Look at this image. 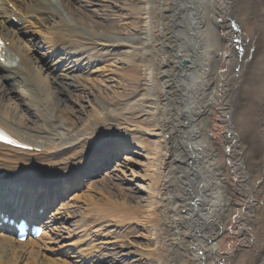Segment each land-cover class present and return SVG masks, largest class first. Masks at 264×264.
<instances>
[{"label": "bare ground", "instance_id": "obj_1", "mask_svg": "<svg viewBox=\"0 0 264 264\" xmlns=\"http://www.w3.org/2000/svg\"><path fill=\"white\" fill-rule=\"evenodd\" d=\"M0 41V138L15 141L0 142V192L23 218L26 199L30 213L58 203L61 222L53 237L43 229L22 242L0 220V264H97L109 244L98 241L127 220L148 225L155 251L139 256L156 264H264V0H0ZM115 66L133 88L144 76L147 95L97 99L92 86L111 93L105 68ZM73 96L89 111L67 105ZM204 121L225 133L205 138ZM119 161L143 183L138 216L74 195ZM62 234L79 262L67 261Z\"/></svg>", "mask_w": 264, "mask_h": 264}, {"label": "rangeland", "instance_id": "obj_2", "mask_svg": "<svg viewBox=\"0 0 264 264\" xmlns=\"http://www.w3.org/2000/svg\"><path fill=\"white\" fill-rule=\"evenodd\" d=\"M123 1L125 0H116V3L117 2L121 3ZM108 7L110 9L107 8V10L111 12V13L109 12L108 15L111 16L114 20L120 21L122 18H126V13L124 11L120 12L116 9L115 10L111 9L109 5ZM91 9L95 11L96 14L98 13V16H103L105 14L102 12L101 8L94 6V7H91ZM125 22L128 24L129 23L131 24L132 20L125 19ZM22 28L23 27H20V28L18 27L21 33L27 30L26 27H25L26 29L25 28L22 29ZM114 28L120 34L126 33L125 28L121 27L119 23H114ZM214 50L215 49H212V50L207 49V51L209 52L211 51V53H214L215 52ZM37 53H40V52H35V56L40 57L41 53L40 55H38ZM186 62L187 61L185 60V58L181 59L179 62L180 67L184 68L186 66ZM105 70H106V73L110 74V76L113 79L112 86L114 87V89L111 90V93H106V91L101 92V90L100 92H98L97 89L101 87V85H99L100 83L98 82L97 85H95L96 86L95 88L92 86V92L94 93L97 99L98 97H104L103 100L105 99L109 100V99L114 98L116 94L117 96H120V97H124L125 95H133L131 99L135 100L137 98L147 95V90H145L144 76L140 77L139 79L140 81H138V84L133 88V85L130 86V84L125 83L124 76H123V72L125 70L121 66H115L113 68L110 67L109 69L105 68ZM69 98H70L69 100H71L72 102H66V104L72 107L74 111L78 109L77 105L79 104L84 107L85 112L89 111V109L86 107V104L82 102V97L77 96L76 98V100L79 101V104L77 102H74L75 96H73V98L72 97H69ZM87 100L91 101V98H88ZM83 115L85 116L86 114H82L79 116L77 115L76 118L74 119L76 120L75 121L76 128L80 127L81 124L84 123L85 117ZM139 123H141L140 124L141 126H144L142 122L139 121ZM202 125L204 128L203 136L205 138H206V134H209V133H211L216 139L220 138L225 133L224 130L222 129L217 130L216 128H214L212 124L209 122L204 121ZM137 173L138 171L134 167L132 168L131 172L125 171L124 168L120 165V161H119L115 166H113L110 169L108 173L102 176H98L97 178L94 177L88 182H86L87 184L81 185L80 187H78L74 195L78 194L77 196L80 198V200H82L83 199L82 196L85 195L86 198L89 199V201L91 202L89 207L92 206V207L102 208L105 204L108 203L109 199L116 204L124 202V204L128 206L131 215L138 216L140 214L136 213L135 210L140 209V208L135 209L134 207L135 206L141 207L140 203L144 201L143 198H145L146 194H144V192L141 191L139 188L140 184H143L142 182H139L138 180L136 182L135 181L129 182L130 179H128L129 176H132L133 174L136 175ZM123 178H125V180H123ZM228 178L231 182V177H228ZM204 182H206V180L205 181L203 180V183ZM231 185L234 188V184L232 182H231ZM88 187H91V188H88ZM228 196L230 198L231 194ZM57 207L58 206H54L53 207L54 210L50 214H46V220H48V222L50 223L45 225L44 230L46 234L51 237H53L57 233V231L60 230V227H61L60 225L61 222L56 220L57 219L56 216L54 215L51 216L52 213L55 212V210H57ZM144 207H145V204L141 208H144ZM73 212H74L73 214H69V215L70 216L73 215L77 217L78 211H73ZM82 213L84 215V218L87 220L88 219L86 215L87 213L85 212H82ZM69 224L70 222L65 224L64 228L66 226L68 227ZM255 224H256V221H255ZM256 225H254V229H256L257 227ZM120 226H122L123 228L121 227L120 233L118 234V236H116V238L112 236L110 237V239H104V240L101 239L98 241L99 243H109V244L108 245H98V248H100L102 251V256H101V261L97 262V264H107L106 262L110 259L112 260V258H115L118 264H156L155 261L153 260L148 261L147 258L142 259L139 256V254H144L146 251L149 254L150 250L155 249L154 243L150 240V237L153 238V235H151L148 225L146 224L140 227L136 223H133V221L127 220L126 222L123 221V223H121ZM60 236L62 237L61 238L62 240L59 243V245L62 247H65L66 251H68L67 261L69 263L79 262V260L77 259L78 257L77 249L75 245L73 244V242L75 243V239L73 238L69 239L64 234ZM110 242L112 243L110 244ZM40 243H44V244L46 243V235L43 237ZM77 247H80V246L77 245ZM84 248H87V247L84 246ZM123 254H127L125 256L129 255L128 258L126 259L124 258L125 256H121Z\"/></svg>", "mask_w": 264, "mask_h": 264}, {"label": "snow or ice", "instance_id": "obj_3", "mask_svg": "<svg viewBox=\"0 0 264 264\" xmlns=\"http://www.w3.org/2000/svg\"><path fill=\"white\" fill-rule=\"evenodd\" d=\"M9 143H15V141H8Z\"/></svg>", "mask_w": 264, "mask_h": 264}]
</instances>
